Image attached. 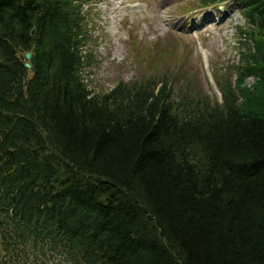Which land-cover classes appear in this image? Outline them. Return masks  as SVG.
Wrapping results in <instances>:
<instances>
[{"label":"trees","instance_id":"trees-1","mask_svg":"<svg viewBox=\"0 0 264 264\" xmlns=\"http://www.w3.org/2000/svg\"><path fill=\"white\" fill-rule=\"evenodd\" d=\"M230 1L210 100L164 74L94 92L87 0H0V264H264V0Z\"/></svg>","mask_w":264,"mask_h":264},{"label":"rangeland","instance_id":"rangeland-1","mask_svg":"<svg viewBox=\"0 0 264 264\" xmlns=\"http://www.w3.org/2000/svg\"><path fill=\"white\" fill-rule=\"evenodd\" d=\"M161 1L87 0L81 6L87 35L82 49L92 56L83 77L92 91L164 74L175 91L188 87L200 97H219L214 77L232 73L238 60L236 29L244 23L239 9L220 1L209 7L215 11L211 20L196 11L199 0Z\"/></svg>","mask_w":264,"mask_h":264},{"label":"water","instance_id":"water-1","mask_svg":"<svg viewBox=\"0 0 264 264\" xmlns=\"http://www.w3.org/2000/svg\"><path fill=\"white\" fill-rule=\"evenodd\" d=\"M33 33V29L30 30V34ZM29 58H30V52L29 51H25L23 53V66L26 68H29Z\"/></svg>","mask_w":264,"mask_h":264}]
</instances>
